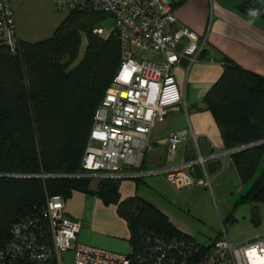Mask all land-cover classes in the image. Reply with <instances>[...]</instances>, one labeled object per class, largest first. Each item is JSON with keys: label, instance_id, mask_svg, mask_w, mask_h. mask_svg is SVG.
I'll return each instance as SVG.
<instances>
[{"label": "trees", "instance_id": "1", "mask_svg": "<svg viewBox=\"0 0 264 264\" xmlns=\"http://www.w3.org/2000/svg\"><path fill=\"white\" fill-rule=\"evenodd\" d=\"M164 1L174 9L187 0ZM238 9L245 14L258 9L264 18V5L254 0H243ZM106 17L71 12L65 32L66 19L47 39L19 40L16 51L0 43V248L15 221L27 214L44 220L39 209L47 196L94 193L88 188L91 178L69 175L81 169L95 110L120 65L117 37L93 33ZM82 36L85 48L79 59ZM223 65L203 102L224 147L235 150L230 156L244 186L237 203L252 206L251 222L258 225L257 205L264 204V77L226 57ZM115 180H100L95 194L105 202L115 200ZM137 201L127 198L117 204L132 230L129 254L136 264H182L183 259L196 264L213 243L197 242L155 206ZM234 220L229 214L223 224Z\"/></svg>", "mask_w": 264, "mask_h": 264}, {"label": "built area", "instance_id": "2", "mask_svg": "<svg viewBox=\"0 0 264 264\" xmlns=\"http://www.w3.org/2000/svg\"><path fill=\"white\" fill-rule=\"evenodd\" d=\"M52 3L65 14L94 11L111 17L109 31L98 25L93 33L114 34L120 44V65L93 116L81 169L69 176L121 179L163 174L175 190L207 184L205 179L193 177L206 157L198 154L193 160H175L188 136L186 130L172 132L161 142L166 146L168 165L158 170L141 169L145 152L151 149L149 136L154 125L182 102L173 70L182 59L194 62L205 41L188 27L178 26L174 9L164 0ZM18 42L11 0H0V43L16 51ZM135 50L160 53L163 60L157 63L146 56L137 57ZM39 211L44 220L27 214L11 225L0 248V264H136L131 254L77 242L81 222L66 214L62 195L47 196ZM66 252H70L67 259L63 257ZM196 264H264V238L257 234L236 243L222 233Z\"/></svg>", "mask_w": 264, "mask_h": 264}, {"label": "crops", "instance_id": "3", "mask_svg": "<svg viewBox=\"0 0 264 264\" xmlns=\"http://www.w3.org/2000/svg\"><path fill=\"white\" fill-rule=\"evenodd\" d=\"M242 1L187 0L174 8L177 25L188 27L201 41H205V45L194 62L189 64L187 59H182L180 65L174 68L182 102L154 125L149 136L151 149L145 152L141 164V169L145 171L168 165L166 146L161 142L172 132L186 130L188 136L179 146L175 160H193L198 154L206 157L203 168L197 166L193 177L195 180L203 178L207 184L175 190L178 192L172 194L163 174L121 178L115 180L117 198L105 202L95 194L102 179H95L92 184L91 178L88 188L94 193L74 190L65 198L66 214L81 222L77 242L113 252L131 253L132 230L117 208L118 202L127 198L149 202L166 215L178 230L196 241L192 219L204 222L205 210H212L214 221L216 224L219 222L221 228L208 237L211 240L208 246L222 233L236 243L257 234L264 238V204L257 205L260 220L258 225H254L250 218L252 206H240L242 204L237 203L244 186L230 156L231 152L224 147L217 123L203 102L211 85L223 72L224 57L264 77V18L240 12L238 5ZM254 1L264 5V0ZM51 2L11 0L19 40L36 42L53 35L55 25L52 23L44 28L31 29L29 26L23 27L21 20V14L42 11L46 9L44 5ZM146 57L157 63L163 60L160 53L152 51ZM173 200H176L179 212L167 207V202ZM229 214H233L235 219L227 222L231 224L230 234L224 226L226 223L223 224Z\"/></svg>", "mask_w": 264, "mask_h": 264}, {"label": "rangeland", "instance_id": "4", "mask_svg": "<svg viewBox=\"0 0 264 264\" xmlns=\"http://www.w3.org/2000/svg\"><path fill=\"white\" fill-rule=\"evenodd\" d=\"M51 3L44 5V7L46 9L39 11L37 13H33L30 15L29 14H26V15L21 14L22 24L24 25L23 27L29 26L31 29L32 28H44V27H46L52 23L53 25H55L54 28L56 30L57 27L60 26L61 24H63V22L65 21L66 14L56 10L53 6V3L52 4ZM112 22L113 21H112L111 17L108 16V17L100 20L99 25H101L104 28L105 32H107L110 30V28L112 26ZM71 23L72 22L70 19H66V22L62 26L61 31L65 32ZM81 40H82V43H81L80 50H79V55H80L79 59L81 58L83 51H84V48H85V37L82 36ZM148 53L149 52L143 51V50H135L134 51V54L137 57L146 56V55H148ZM156 175L162 176V174H151L149 176H156ZM147 176H145V177H147ZM94 182H95V179H93L91 183L93 184ZM167 186H168V190L170 191V193L175 194V192H178V191H175V189H173L169 185H167ZM175 201L176 200H173L171 202H167V207H169L172 210H177L179 212L178 205L176 204ZM243 205L246 206L245 204H242L240 206H243ZM210 212H207L205 210V212H204L205 221L204 222H200L197 219H192L193 230L195 231L197 241H199V243L203 242L205 245H208L211 241L210 238H208V237H212V235H214L216 230L221 228L219 222H218V224H216L214 221L213 211L211 210ZM224 226L226 227V231L228 232V234H230L231 233V231H230L231 230V224L226 223ZM69 253L70 252L63 253V257H65L67 259L70 256Z\"/></svg>", "mask_w": 264, "mask_h": 264}, {"label": "clouds", "instance_id": "5", "mask_svg": "<svg viewBox=\"0 0 264 264\" xmlns=\"http://www.w3.org/2000/svg\"><path fill=\"white\" fill-rule=\"evenodd\" d=\"M250 15L253 16V17L258 16L259 15V10L258 9H252V10H250Z\"/></svg>", "mask_w": 264, "mask_h": 264}, {"label": "water", "instance_id": "6", "mask_svg": "<svg viewBox=\"0 0 264 264\" xmlns=\"http://www.w3.org/2000/svg\"><path fill=\"white\" fill-rule=\"evenodd\" d=\"M255 144H257V142L252 143V144H249V145H247L246 147H249V146H252V145H255ZM233 151H235V150H233Z\"/></svg>", "mask_w": 264, "mask_h": 264}, {"label": "bare ground", "instance_id": "7", "mask_svg": "<svg viewBox=\"0 0 264 264\" xmlns=\"http://www.w3.org/2000/svg\"><path fill=\"white\" fill-rule=\"evenodd\" d=\"M153 62H155V61H153ZM95 112H96V110H95ZM95 114V113H94ZM231 153L233 152V150H229Z\"/></svg>", "mask_w": 264, "mask_h": 264}]
</instances>
